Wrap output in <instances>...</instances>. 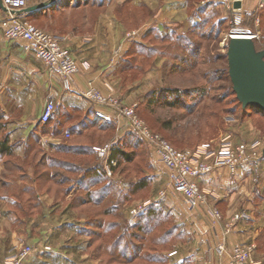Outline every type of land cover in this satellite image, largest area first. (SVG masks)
I'll list each match as a JSON object with an SVG mask.
<instances>
[{"label":"rangeland","instance_id":"rangeland-1","mask_svg":"<svg viewBox=\"0 0 264 264\" xmlns=\"http://www.w3.org/2000/svg\"><path fill=\"white\" fill-rule=\"evenodd\" d=\"M85 2L87 6L82 5ZM72 3L81 4L71 13L73 21L88 15L82 33L92 31L102 16L103 23L118 22L126 31L127 40L136 35L131 42L128 40L130 46L117 63L122 67L123 83L132 87L123 97L110 96L125 104L136 103L138 117L151 132L179 149L214 144L225 134H231L237 145L259 143L261 156L240 167L236 175L229 174L225 168L226 174L220 170L212 173L213 182L217 180L222 188L216 189L218 185L211 184L212 174L199 182L208 195V203L199 205L205 206L210 217L212 243L206 240L205 251L198 254L197 262L192 261L195 254L187 262L189 252L180 244L189 240L191 232L181 212L175 210L178 200L187 203L173 191L168 170L152 147L125 120H111V127L99 132L88 129L75 143L83 148L89 144L94 154L81 158L61 153L51 141V135L46 134L47 126L41 128L40 139L37 134V139L28 137L22 141V136L17 135L11 153L0 152V264L8 252L24 244L31 246L29 256L37 260L43 250L52 252L62 245L70 246L69 260L62 257L50 263L51 259L47 261L43 257L41 261L48 262L43 264H233L230 250L236 244L253 245L254 261L264 264V113L242 107L237 100L226 58L228 40L236 29L254 34L256 50H264V6L258 7L256 0H243L238 11L241 20L235 25L234 13L218 0H75ZM28 19L46 30L42 27L43 18L29 15ZM184 47H189L191 53L186 54ZM181 55L185 57L181 59ZM83 117L82 112L72 115L76 120ZM1 127L0 139H4L5 128ZM106 143L115 144L116 149L131 157L127 160L121 153L110 157V175L105 173L95 152L96 147ZM96 164L103 174L101 182H91L85 195L91 191L95 200L101 193L100 186L112 185L109 199L102 203L109 206L111 215L102 217V227L101 217L97 221L93 219L101 205L71 203L84 195L80 170ZM224 175L228 177L227 183H222ZM142 181L145 185L139 188L136 184ZM239 187L245 190L235 195L238 205L225 216L218 202L235 191L238 193ZM147 201L151 203L131 213L132 208ZM213 205L220 219L210 214L209 207ZM148 206H153L157 213L145 221L143 216ZM5 211L10 221L4 220ZM236 213H243L246 218H239L225 232L226 224L230 225ZM241 220L247 227L244 240L231 243L228 236ZM109 222L117 225L107 232ZM119 235L120 245L126 246L124 258L116 252L109 253L110 243ZM217 237L224 243L222 253L214 248Z\"/></svg>","mask_w":264,"mask_h":264},{"label":"crops","instance_id":"crops-1","mask_svg":"<svg viewBox=\"0 0 264 264\" xmlns=\"http://www.w3.org/2000/svg\"><path fill=\"white\" fill-rule=\"evenodd\" d=\"M74 1L56 0L44 8L28 13L30 16L39 17V20L43 18L44 25L42 27L46 29L45 31L48 30L65 37L64 42L73 58L79 64L90 66L74 76L71 89H65L61 77L51 72L50 68L33 54L25 40L7 39L3 36L0 28V125H3L1 128H5L4 139L10 146H13V140L16 139L17 135L22 136V141L28 137L29 139L36 138L37 134L39 139L42 138L40 136L43 133L41 128L45 125L39 123V116L45 101L48 99L60 103L50 123L46 124L49 127V132L46 134L52 136L49 137L53 139L51 141L55 142L56 147H60L75 143L77 139L84 137L88 129L97 130L96 125L90 124V121L94 120L95 106L79 94L89 81L105 95H121L123 97L132 87L131 84L123 83L122 67L117 63L118 60H121L120 56L129 48V41L135 39L136 35L128 41L125 38L126 31L118 22L103 23L102 16L94 24L92 31L82 33V30L87 27L88 15L83 14L81 20L78 18L73 21L71 13L73 9H78L81 5L73 4ZM82 5L87 6V2ZM5 15L6 11L0 5V21ZM117 47L119 49L115 52ZM79 112H82L83 118L80 120L72 118L73 114ZM85 122L89 123L86 127H84ZM63 139L66 142H62ZM220 172L227 173L224 168L220 169ZM214 174L211 175V184L218 185L217 188L214 186L216 189L222 188L220 182L217 180L213 182L212 176ZM208 177L206 181L209 180ZM221 179L222 183L228 182L226 175ZM203 181L205 180H201L200 183ZM231 188L234 189L235 185ZM238 189V193L235 191L231 193L229 198L221 199L218 202V206L225 216H229L230 212L235 210L238 205L235 204V199L238 197L235 198V195L245 190L241 187ZM240 196L243 198L242 194ZM175 210L181 212L182 218L187 222L186 228L191 232L189 240L187 238L180 244L183 248H187V253L189 252L185 261L188 262L193 259L192 261L197 262L199 260L198 254L205 251L206 240L211 242L210 217L206 214L205 206L199 205L195 209H189L181 200L176 202ZM4 213L7 214L4 220L10 221L8 212L5 211ZM236 225L228 236L231 243L243 241V237L246 235L247 227L244 220L239 221ZM68 249H70L69 245H62L52 252L43 250L39 260L28 256L25 264H40L50 259V263H52L53 260L62 257L69 260ZM192 254L195 255L190 259ZM43 257H46L47 261H41Z\"/></svg>","mask_w":264,"mask_h":264},{"label":"built area","instance_id":"built-area-1","mask_svg":"<svg viewBox=\"0 0 264 264\" xmlns=\"http://www.w3.org/2000/svg\"><path fill=\"white\" fill-rule=\"evenodd\" d=\"M47 0H0V5L6 15L0 21L3 36L7 39H23L33 54L42 60L51 70L62 79L65 89H71V82L76 74L88 69V64H79L64 46V39L37 27L28 19V13L23 8ZM227 6L233 14V23L239 24L241 15L238 13L243 0H218ZM239 1V7H234ZM258 7L264 6V0H256ZM231 36V35H230ZM252 39L254 34H249ZM89 102L96 105L95 114L105 121L125 120L128 125L148 143L168 170V178L174 192L183 196L189 208L208 203L207 192L201 188L199 182L205 176L225 168L229 174L236 175L239 168L258 160L261 156L259 143L235 144L231 134L220 137L216 143H202L192 148L179 149L172 146L165 138L150 131L148 126L138 117L136 103L125 104L119 98L105 95L89 81L86 87L79 92ZM60 103L53 99L45 101L39 123L47 122L56 112ZM110 143L96 147L95 152L102 160L103 169L107 175L111 174L112 166L109 160ZM151 202H143L131 213H136ZM209 212L214 219L219 218L218 209L213 205ZM246 218L243 213L234 214L230 225L226 224L225 232L238 219ZM215 251L224 252V243L216 238ZM253 245L236 244L230 250V260L233 264H258L252 257ZM32 253L30 245L24 244L11 250L4 257L2 264H25L26 258Z\"/></svg>","mask_w":264,"mask_h":264},{"label":"water","instance_id":"water-1","mask_svg":"<svg viewBox=\"0 0 264 264\" xmlns=\"http://www.w3.org/2000/svg\"><path fill=\"white\" fill-rule=\"evenodd\" d=\"M56 0L31 4L21 11L30 13L44 8ZM235 1L234 7H239ZM226 58L232 89L242 107L254 106L264 112V50H256L253 40L248 37L230 36ZM264 155V147L262 149Z\"/></svg>","mask_w":264,"mask_h":264},{"label":"trees","instance_id":"trees-1","mask_svg":"<svg viewBox=\"0 0 264 264\" xmlns=\"http://www.w3.org/2000/svg\"><path fill=\"white\" fill-rule=\"evenodd\" d=\"M29 16V15H28ZM134 48V47H133ZM186 49V54H190L191 51L189 52V47H184ZM182 56V55H181ZM185 56H182L181 59H183ZM173 91V90H172ZM246 107H251V109L253 110H257L258 112H261V113H264L262 112L261 110H258L256 107L254 106H246ZM57 111V110H56ZM55 114V113H54ZM53 114V115H54ZM53 115L51 116V118L43 123V125L46 126V124L50 123ZM90 123H92L93 125H96L97 127V131H102L103 129L107 128V127H111L110 126V121H105L99 117H96L94 120L90 121ZM96 130V129H95ZM86 148H83V146L81 144H78V143H71L70 145H64V146H60V150L61 152L65 153V154H69L73 157H88L90 155L93 156V152H92V149L90 150L88 147H90L89 144L87 145H84ZM88 149V150H86ZM12 151V148L10 145L7 144L6 140L5 139H0V152H3L5 154H9L11 153ZM86 151H89V152H86ZM118 153H121L123 156H125L127 158V160H130L131 157H130V154L129 153H125V152H120V150L116 149L115 148V144H112L111 145V148H110V154H109V160H110V157H114L116 155H118ZM80 182L82 183V187L85 189L84 190V195H79L77 196L74 200H72V204H74L75 206H85V205H89V204H92L94 206H100L102 208H99L98 212L95 213L97 216L94 217L93 219H96L95 221H97L98 217H101L99 218L100 219V226L102 227L104 225V218L102 217H107L109 215H111V212L109 211V206H102V203H104L105 201H107L109 199V196L111 195V190L109 191L110 187H112L111 184L109 183H106L104 184L103 186H100L101 188H99V192L100 195L98 198H96L95 200L93 199L94 197V193L92 194V192H86L87 193V196L85 195V191L88 190L89 186L92 185L93 183H99L101 182V178L103 176L101 170H100V167L96 165H88V166H84L81 170H80ZM51 179V178H49ZM47 179V180H49ZM40 181V180H39ZM103 181V180H102ZM90 182V183H89ZM93 182V183H91ZM105 183V182H104ZM138 185L139 188L143 187L145 184L144 182H139V184H136ZM114 192V191H113ZM117 193V192H116ZM157 213V210L155 208H153V206H148V210L146 211V213L144 214L143 217H145V221H146V218H152L156 215ZM142 219V218H141ZM109 221V220H108ZM110 223H116L115 225L113 224H110ZM117 225V222H109L107 224L106 227L107 228V232L108 231H111L114 226ZM122 242V239H121V235L118 236V238L114 239L112 241V243H110L109 245V253L113 254L116 252L117 255H123L122 257L124 258L125 257V247L124 245H120ZM112 247V249H111ZM118 248L120 249V253L118 252ZM114 249V250H113ZM113 253H112V252Z\"/></svg>","mask_w":264,"mask_h":264},{"label":"bare ground","instance_id":"bare-ground-1","mask_svg":"<svg viewBox=\"0 0 264 264\" xmlns=\"http://www.w3.org/2000/svg\"><path fill=\"white\" fill-rule=\"evenodd\" d=\"M231 36H233V37H248L249 33L246 31L236 29L232 32Z\"/></svg>","mask_w":264,"mask_h":264}]
</instances>
